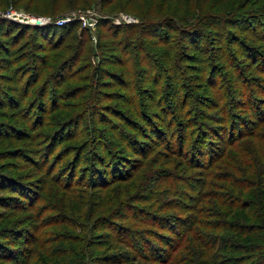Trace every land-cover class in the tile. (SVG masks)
<instances>
[{
    "label": "rangeland",
    "instance_id": "1",
    "mask_svg": "<svg viewBox=\"0 0 264 264\" xmlns=\"http://www.w3.org/2000/svg\"><path fill=\"white\" fill-rule=\"evenodd\" d=\"M174 1L7 0L0 5V10L14 7L28 14L45 18L55 19L71 13H79L96 15L99 19L104 18L108 22L107 25L97 24L96 29L92 30L93 34L89 31V37L85 36L86 41L79 44L77 52L61 49L48 50L52 45L51 41L62 39L57 33L49 32L50 37L47 36V38L40 34L35 38L32 36V30L26 31L21 36L17 35L18 31H8L0 37L4 40L8 59H13L10 70H6L2 61L0 62V264H161L154 259L148 261L145 258H134L132 250L126 247L123 235L120 238L118 234H115L110 223L95 222L96 218L106 215L115 223L131 227V229L154 228L147 225L135 227L133 219L122 217L126 215L125 213H133V209L110 206L107 210L118 208L117 214L111 217L107 211L93 212L92 209L90 210L91 207L88 208L89 205L79 203L71 195V189L67 188L64 182L67 172L77 173L76 178L84 172L87 174L86 179L91 177L90 158L94 161V156L90 154L92 148H83L88 143L86 140L102 138L100 142L105 144L109 149L108 152L105 147H97V143L93 149L99 151L101 156L113 150L112 159H117L119 156L122 158L132 156L136 157L135 162L140 163L139 168L136 167L134 170L135 174L127 182H118L109 190L96 188L99 197L93 199L94 203L102 200L101 192L103 195L111 194L116 190L115 186L120 184L125 187V192L121 191L120 197L131 196L136 199L133 202L134 205L154 212L156 208L153 207L155 203L151 195L155 193L149 192L148 187H154L156 190L161 188L155 184L157 180L152 178L154 170L158 172L162 180L173 179L178 175L177 178L180 180L174 178L175 182L178 181L177 184L184 185L180 187H185L191 179L188 176L195 174L198 169L188 167L187 158L179 154H174V160H168L167 158L171 156L168 153H172L170 150L163 149L164 152L154 157L160 159L156 165L151 162L152 154L132 155L128 144L124 143L115 134L116 131L111 129L115 124L119 128H125V121L120 119V116L135 120L137 113L143 112L159 124L162 122V115L165 114L161 105L165 104L169 110L166 113L170 119L167 123L172 125V131L167 133V137H173V143L176 145L179 144L178 137L183 135L182 127L187 121H197L206 131L209 126H214L218 135L222 136L223 117L229 118L233 114L231 120L234 118L238 126L244 127V123L251 117L253 111V99L260 102L256 105L258 109H264V70L261 71L254 62L251 63L247 58L240 56L239 50L235 47L232 50L235 57L234 63L238 68L231 66L227 59L225 61L223 56H220V51H217L218 42L209 44L214 41L212 37L215 36L217 27L206 22L213 19V17L210 19L212 14L215 17L221 14L223 17L222 13L232 8L235 13L241 11L259 17L258 15H264V0H247V5L244 4L245 8L240 7L241 9L233 6L232 0H209L203 11L192 7L187 14H185V5L176 7ZM193 11L200 16L203 13L211 14L208 19L199 17L200 20L197 21V27L201 26L203 33L209 36V42H204L209 49L207 53H204L207 55H202L201 60V65H204L203 60L208 57L207 61L204 60L207 69L202 72L194 67L200 66L199 64L188 61L197 52L190 50L189 47L185 48V41L181 40L180 32L173 33V36L177 37L176 43L181 48L180 51L184 53L181 66L185 70V76L179 81L180 94L187 100L186 104L191 101L195 104V97L200 100L193 106L187 104L181 111V108L176 105L175 98L170 96L172 85L167 83L168 72L163 69V75L158 77L161 72L158 65L161 62L164 68L168 65L158 52L159 30L154 25L156 23L154 21L170 19L173 24L175 21L181 24L185 23L184 21L193 23V20H196L193 19L196 15H190ZM119 13L132 15L137 20L135 23L139 26V30L141 24H144V31L134 33L135 37L131 38L125 32L120 33L122 37L131 39V44L124 51L123 44L117 45L116 42V49L111 48L112 39L117 37L113 36L115 28L114 26L110 28V25H118L113 20ZM179 14L190 15L192 20L182 21ZM79 21L82 28V20ZM262 21L264 23V20ZM231 29L230 31L237 33L238 38H242L256 49L264 60V37L262 36L264 24L258 30L261 35L256 32L248 33L250 31L238 29L237 26ZM138 40L145 43L143 50L139 49ZM65 41V44L71 43L69 39ZM77 43L75 42L76 45ZM48 55H52L49 61L46 60ZM3 56L6 55L3 54ZM144 56H146L145 59ZM197 57L200 56L197 55ZM115 58L118 60L124 58V60L121 63H114ZM149 58L153 60L151 66L146 62ZM44 64L46 67L42 70ZM262 64L264 65V61ZM97 67L102 68V71L100 77L96 79L92 76V72ZM211 69L216 74L215 83H213L214 80H208ZM236 71L244 75L240 81L237 80ZM35 73H39L36 80L33 79L36 77ZM156 74L158 78L154 79ZM19 78L21 83L17 85L15 79ZM116 79L123 81L124 84H116ZM27 81L31 82V87L26 88ZM77 113H80L78 119ZM105 121L108 123L104 124ZM138 121L142 131L148 132L146 124L142 120ZM30 123L32 126H37V129L31 128ZM59 126L64 127V131L60 132L57 138L52 139V133L58 131ZM161 127L166 128V124H161ZM262 129L264 130V126ZM74 132L83 137L71 138ZM132 133L135 136L131 138H139L138 142L155 141L136 136L134 131ZM223 141L227 139H215V148H220ZM186 148H190V145H185ZM78 153L79 158L81 157L80 164L76 163ZM111 157L110 154L107 155L108 160H111ZM120 160L130 169V161ZM99 161L96 159L95 164L98 165ZM50 162L52 166L47 169ZM98 167L103 170L104 166L99 164ZM236 169L234 172L237 174L242 172L240 168ZM196 174L202 176L204 173ZM105 175L111 176V173ZM135 179H137L136 183ZM131 183L134 185H130ZM14 184L24 186L26 191L14 193L1 189L4 188L2 185L10 188L8 185ZM141 187L144 190H141ZM222 189L218 188V190ZM157 195L162 197V200L173 197L168 192H159ZM33 199L38 200L36 205ZM100 207H104L101 202ZM168 210L175 213L181 211L178 208ZM146 235L156 242L159 241L152 233ZM228 235L234 237L236 234L230 232ZM170 240L171 238L164 239L162 245L166 248L168 245L166 243ZM193 248L197 253L202 251L199 245H193ZM184 249L187 248L182 245L171 256L170 262L162 264H190L192 258H186L188 255H184ZM184 256L186 262L181 263L185 260ZM98 257L101 260L97 261Z\"/></svg>",
    "mask_w": 264,
    "mask_h": 264
},
{
    "label": "trees",
    "instance_id": "2",
    "mask_svg": "<svg viewBox=\"0 0 264 264\" xmlns=\"http://www.w3.org/2000/svg\"><path fill=\"white\" fill-rule=\"evenodd\" d=\"M6 1L7 0H0V5L4 4ZM208 1L209 0H175L174 2L176 7L184 4L186 7L185 14H187L192 7L195 8V10L200 9V11H203V8L209 3ZM231 2L233 6L235 5L237 8L241 9L240 7L245 8L243 6L244 4L247 5L248 1L232 0ZM225 12H227V14ZM225 12L222 13L223 17L221 14L216 15L215 17L213 14H210V16L205 13L200 16L197 15V12L193 11L190 15H196V18H193L196 20H193V23H190L191 21H184L185 23L183 24L187 25H183L179 21H175L173 24V21L170 19H166L165 21H154L156 22L154 25H156L159 30L157 33L159 38L157 43L158 52L161 53L168 65V67H166L167 69L163 67L162 62L158 65L161 69L158 77L163 75V69L168 72L167 83L172 85L170 86V96L175 98L177 102L176 105L181 108V111L187 104L193 106L200 100L195 97V104H193V101L186 104L187 100H185L184 96L180 94L181 87H179V81L185 76V70L181 66L184 53L180 51L181 48H179L177 45L178 43H176L177 37H174L173 33L180 32L181 40L185 41V48L189 47L190 50L197 52L190 57L188 61L199 64L200 66L194 67L203 72L207 69L204 60L207 61L208 57L204 58V65H201V60L202 55H207L204 53H207L209 46H205L204 42H209V36L203 33L200 28L201 26L197 27V21H199L200 18L208 19L210 16V19H212L213 17L211 21H206L217 27L215 31L216 33H214L215 36L212 37V40L214 41L210 40L211 43L209 44H216V42H218L217 45H219V47L217 48V51H220V56H223L225 61L227 59L231 66L235 69L238 68L234 63L235 57L232 50V48L235 47L239 50L240 56L247 58L251 63L254 62V65H258V67L261 68V71L264 70V65L262 64V61L264 60L260 53L245 40L238 38L237 33L230 31L232 30L231 27L237 26L238 29L250 31L248 33L256 32L261 35L258 30L260 26L264 24L262 21L264 20V15L261 14L262 17L260 15H258L259 17H256L257 15L255 14H247L241 11L240 13H235L233 8ZM182 15L183 14H179L182 21L192 20L190 15ZM163 22L165 24H163ZM80 23L79 20H74L60 26L50 24L38 26L19 23L9 19H1L0 37L8 31H18L17 35L21 36L26 31L32 30V36L35 38L40 34L44 35V38H47L49 32L54 34L57 33L62 39L55 42L51 41L52 45L48 50L54 51L61 49L68 52H77L79 44L86 41L85 36L90 35L89 30L87 28H81ZM100 23L107 25L108 22L103 18L99 19L98 25H100ZM139 23H141V21ZM256 23L258 24L256 25ZM143 25L144 24H141L139 30V26L136 23L111 24L110 28L112 26L115 28L113 36L117 37L112 39L111 48L116 49V42L117 45L123 44L122 50L124 51L126 47L131 44V39L126 36L122 37L120 33L125 32L129 37H135L136 34L134 33L139 31L142 33L144 31ZM262 34L264 37V31ZM65 39L71 40V43L65 44ZM75 42H78L77 45ZM138 47L140 50H143L145 48V43L138 40ZM5 49L4 40L0 38V62L2 61L1 63L6 70H10V63L13 62V59H8L7 50ZM3 54L6 56H3ZM197 55L200 57H197ZM51 56L52 55H48L46 60L49 61ZM145 58L146 56H144V59ZM108 60L109 62H112L110 59ZM123 60L122 58L119 60L116 59L114 63H121ZM146 62L150 66L153 65V60H151V58ZM210 65L211 63L209 64V67ZM45 67L46 65L44 64L42 70ZM94 69L92 76L97 79L100 77L102 68L100 69V67H97ZM211 71L212 69L209 71L211 74L209 75L208 80H214L213 83H215V80L217 79L216 74H214V71ZM236 73L237 80L240 81L241 77L244 75L238 71H236ZM38 74L39 73L34 74L36 75V77H33L34 80L37 79ZM158 77L156 74L154 79ZM15 82L18 85L21 83V78L15 79ZM115 82L116 84H124L123 81L117 79ZM30 85V81L25 82L26 88L31 87ZM250 99L253 98L250 97ZM253 102L254 104H251L253 109L251 117L246 120L244 127L238 126L236 120L234 121V118L231 120V117L233 116V114H231L229 118L223 117L222 122L224 126L221 129L222 136H219V133L214 126H209V129L206 131L205 128L199 126L197 121L190 120L183 125V135L181 137L179 135V144L176 145L173 143V137H167V133L169 134L172 131V125L167 123L170 119L168 118V113H166V111L169 110L165 104L161 105V107L164 108L165 114L162 115V122L159 124L143 112L137 113V118L135 120H131L129 117H119L120 119H124L127 123L125 124L124 122L125 128H119L115 124L111 129L112 131H116L115 134H117L124 143L128 144L132 155L139 156L152 154L151 162L156 165L160 159L154 157H157L159 153L164 152L163 149L166 151L170 150L172 153H168L171 155L167 158L168 160H174V154H179L180 156L187 158L186 161L188 162L186 165H188V167L198 169L195 171L198 174L204 173L202 176H197L196 173L190 174V176H188L191 178L189 183H187L185 187H180L184 185L177 184L180 180L177 178L178 175L174 177L178 180L176 183L174 178V180L172 178L162 180L159 177L158 172L154 170L155 172L153 171L152 178L157 180L155 181L157 187H161L157 190L154 189V187H148L149 192L155 193L151 195L152 199H154L153 203H155V206L153 205V207L156 208L154 212H152L151 209L146 210L144 207L134 205L133 202H135L136 199L131 196L127 198L120 197L121 191L125 192V187H122L120 184L115 186V191H112L113 189H111V194L106 193L107 195H103V192L100 193V196H102L100 202L104 207H100V202L94 203L95 200L93 201V199L99 197V194L96 193L98 192L96 188L109 190L111 186L118 182H127L132 178L131 176L135 174L134 170H136V167L138 169L140 166L138 161L135 162L136 157L123 156L122 158V156H119L117 159H112L111 156L114 155L113 150H110V153H107V155L110 154L111 160L107 159V155L101 156L99 151L93 150L95 149L96 143L97 147H105L107 152L109 149L104 143L100 142L102 140L100 137L98 140H95V138L87 139L86 141H88V143L83 147L87 149L89 147L92 148L90 154L94 156V161L92 160L93 158H90V171H92L91 177L86 179L87 174L84 172L80 177L76 178L77 173H71L69 171L66 173L67 177L64 179V182L67 184V188L71 189V195L73 198H76L79 203L81 202L82 204L89 205L88 208L91 207L90 210L92 209L93 212L107 211L111 217H114L117 214V209L119 207H124V209L128 208L129 210L133 209V213H125L126 215L122 217L133 219L135 221V227L146 225L154 227L152 229L145 227L140 230L137 228L131 229V227H125L122 224L115 223L112 219H108L106 215L95 219V222L110 223L112 231L115 234H118L120 238L123 235L126 247L129 248V250H132V255L135 256L134 258L136 259L145 258L148 261L154 259L158 260L161 264L168 263L171 261L170 258L177 249L184 245L185 248L188 249H184V255H188L186 257L187 259L190 257L192 258L190 264H264V130L262 129L264 126V109L257 108L256 105L260 103L258 100L253 99ZM79 114L80 113L76 114L77 119ZM69 119L71 120V117ZM138 120H142L144 124H146L145 127H147L148 132L144 133L142 131ZM107 123L108 121L104 122V124ZM161 124H166V128H162ZM30 127L34 128V130L37 129V126H32L31 123ZM58 128V131L56 130L52 133V139L55 137L57 138V136L60 135L59 133L64 131V127L61 128V126H59ZM133 131L136 133V136L155 141H151V143L148 141L138 142L139 138H131L135 136L132 133ZM73 137L78 139L82 138L83 135L74 132V135H72L71 138ZM188 138L189 141H187ZM217 138L227 139V141H223L221 147L216 149L214 142ZM185 145H190V148L185 149ZM199 154L200 156L198 157ZM79 155L80 154L78 153L76 163L80 164L81 157L79 158ZM96 159L100 160L99 164L104 166L103 170L98 167L99 164H95ZM120 159H127V161H130V169L127 168V165L122 164ZM225 165L230 166L231 168L227 169ZM51 166L52 162L47 165V169H50ZM131 168H133L132 171ZM236 168H240L242 172H238L237 174L234 172V170H237ZM246 171L247 173H245ZM109 172L111 173V176L109 175L110 177L105 175ZM136 180L137 179H135V183ZM130 185L134 184L131 183ZM2 186L4 188L1 189L4 191L14 193H22L24 190L26 191V188L20 184H14L13 186L8 185L10 188H7L5 185ZM218 188L223 189L218 190ZM141 190H144L143 187H141ZM159 192L171 193L173 197L169 200H162V197L157 195ZM33 201L34 205L38 202L37 199H33ZM115 205L118 207L116 210L113 208L107 210L110 206L112 207ZM169 208H178L181 211L179 213L172 211L168 212ZM48 209L49 208H47V210ZM163 231L165 232L162 233ZM230 232L236 235L234 237L228 235ZM147 233L155 235L160 243L154 241L152 238L150 239L146 235ZM166 233H168V235H166ZM166 238H171V240L169 243H166L168 245L165 248L162 245V242H164V239ZM193 245H199L202 251H200V253L195 252L196 249L193 248ZM8 253L11 254V252ZM32 254L33 253L31 252V255ZM99 260H101L100 257H98L97 261ZM184 262H186V259L181 263Z\"/></svg>",
    "mask_w": 264,
    "mask_h": 264
},
{
    "label": "built area",
    "instance_id": "3",
    "mask_svg": "<svg viewBox=\"0 0 264 264\" xmlns=\"http://www.w3.org/2000/svg\"><path fill=\"white\" fill-rule=\"evenodd\" d=\"M1 19H9L19 23L25 24H40L46 25L51 23V25H65L69 22L74 20H82V27L87 28L91 33L93 29H96V26L99 21V17L94 15H86V14H79V13H71L69 15H65L63 17L58 18H45L42 16H35L32 14H28L25 11L18 10L14 7H6L3 10H0V20ZM116 24H129L135 23L137 20L130 14L127 13H119L114 16L113 20ZM93 34V33H92Z\"/></svg>",
    "mask_w": 264,
    "mask_h": 264
}]
</instances>
